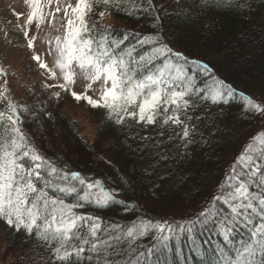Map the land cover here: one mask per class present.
<instances>
[{
	"label": "snow or ice",
	"instance_id": "obj_1",
	"mask_svg": "<svg viewBox=\"0 0 264 264\" xmlns=\"http://www.w3.org/2000/svg\"><path fill=\"white\" fill-rule=\"evenodd\" d=\"M24 4L26 14H14L25 17L20 29L48 100L70 94L100 121L94 142H84L95 159L73 170L67 155L49 154L42 134L35 139L53 113L0 85V224L37 243L45 264H264V130L235 134L237 123L264 122V0ZM112 13L138 27L105 28ZM56 14L49 65L28 29ZM185 39L258 51L261 95Z\"/></svg>",
	"mask_w": 264,
	"mask_h": 264
},
{
	"label": "rangeland",
	"instance_id": "obj_2",
	"mask_svg": "<svg viewBox=\"0 0 264 264\" xmlns=\"http://www.w3.org/2000/svg\"><path fill=\"white\" fill-rule=\"evenodd\" d=\"M55 3L56 0H53V8ZM27 11L28 9L24 4V0H0V69L5 71L4 75L6 74V79H4L5 77L2 78L0 74V85L5 80L8 81L9 92L12 94L14 100L35 101L37 107L43 106L48 111L52 112V109H55L60 114L64 113L68 121L76 128L78 136L84 142L93 143L97 134V124L100 121L99 114L95 110L90 109V106L86 102H74L68 95L62 94L60 100L49 101L47 93L42 90V78H38V73L40 72L37 70L38 64L35 66L30 61V52L25 49L27 40L23 37L20 29V26L25 23V17L21 16L18 19L14 14H26ZM59 18L60 14H56L55 19L48 18L46 22H41L39 29H37L35 22H33L28 29L29 35L36 36L37 39L35 41H39V47H36V51L39 50L41 59L49 65L52 58L48 55V41L50 37L55 35L51 26L55 24L58 27ZM100 23L105 28L110 26L121 28V24L114 21L109 15H106ZM74 90L83 92L82 87L79 85L75 86ZM38 133L37 131L35 139L37 142H41ZM53 140L58 146L55 152L65 153L62 150L63 148L59 146L61 140ZM47 142L49 147H51L52 144H50L48 139ZM43 145L45 147L46 144L43 143ZM49 154L51 153L49 152ZM74 166L72 163L71 167ZM7 231L5 226L0 224V264H19L22 259L24 260L25 258L27 260L30 254H27L24 250H18L20 247L14 250V246L9 242L10 235ZM19 236L24 239L23 235ZM22 242L24 240H20L19 243L21 244Z\"/></svg>",
	"mask_w": 264,
	"mask_h": 264
},
{
	"label": "trees",
	"instance_id": "obj_3",
	"mask_svg": "<svg viewBox=\"0 0 264 264\" xmlns=\"http://www.w3.org/2000/svg\"><path fill=\"white\" fill-rule=\"evenodd\" d=\"M110 16L114 21L121 24V28L116 27V29L128 30L130 27H138L136 22L127 16L121 15L119 13H112ZM184 44L190 51L196 52L198 55H202L206 60L215 62L221 74L228 77L230 81L237 84L240 89L247 90V92L253 93L257 97L261 95V90L258 87H253V80L259 75L258 71H256V69H258L260 66V53L258 51L255 54H249L246 50H241L237 54L227 50L222 42H218L215 47L209 50L208 48L198 45L193 39H185ZM31 103L36 105L35 101H32ZM243 103L244 101L242 97L238 94L232 101L234 106L232 112L233 115H240L237 109L238 106ZM52 112L54 114V119L47 120L46 116L44 117V119L47 120V123L45 126L40 127L38 131L39 139H41L42 134V143L46 144L45 147H47L48 152L50 153L55 152L58 148L57 143L53 139H58L59 141L61 140L59 146L63 148V151H65L64 154L73 161V164L75 165L72 167L73 170L83 168L84 160L95 158L84 155L88 149L84 147V141L78 136L76 128H74L72 123L68 121L67 116L64 113L60 114V112L55 109H52ZM260 130H264V122L259 120L246 121L243 124L237 123L235 134L239 139H243L244 133L258 132ZM47 139L50 141V144H52L51 147H49ZM77 160L81 161V163H75ZM91 167H95V165H92ZM131 170L132 165H128V171ZM128 190L131 192V189ZM135 195L137 197L141 195L140 188L136 189ZM199 199L201 198L198 197L197 200ZM193 210L194 207H187L183 209L185 212H191ZM176 211L179 213L181 209L177 208ZM13 233L8 232L10 235L9 242H11V245L14 246L13 249L15 250L20 247L18 250H24L27 252V254H30L27 257V260L24 258V260L22 259L19 264H45L43 257L46 255V253L42 248L38 247L37 243L22 242L20 244V240L24 239L18 234ZM21 246L23 247L21 248Z\"/></svg>",
	"mask_w": 264,
	"mask_h": 264
}]
</instances>
